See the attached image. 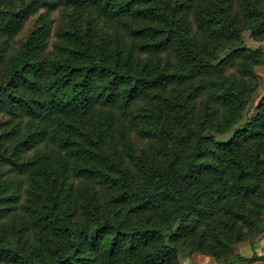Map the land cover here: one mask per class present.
I'll return each instance as SVG.
<instances>
[{"label": "trees", "instance_id": "trees-1", "mask_svg": "<svg viewBox=\"0 0 264 264\" xmlns=\"http://www.w3.org/2000/svg\"><path fill=\"white\" fill-rule=\"evenodd\" d=\"M245 31L264 40V0H0V264H229L254 244L264 55Z\"/></svg>", "mask_w": 264, "mask_h": 264}, {"label": "rangeland", "instance_id": "rangeland-1", "mask_svg": "<svg viewBox=\"0 0 264 264\" xmlns=\"http://www.w3.org/2000/svg\"><path fill=\"white\" fill-rule=\"evenodd\" d=\"M241 39L245 47L259 50L264 55V40L255 39L248 31L242 34ZM254 72L258 89L253 94L251 103H249L247 109L244 111L247 118L256 115L258 104L264 96V63L255 66ZM234 252L238 257L234 258L229 264H264V234L260 235L254 244L250 243L249 240L238 243L235 246ZM179 260L181 264H219L213 257L200 253L190 254L189 252H181Z\"/></svg>", "mask_w": 264, "mask_h": 264}]
</instances>
